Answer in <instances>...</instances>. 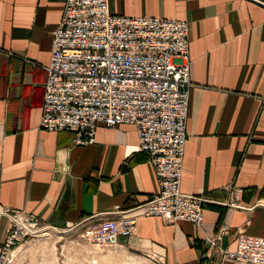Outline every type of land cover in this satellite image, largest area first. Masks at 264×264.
Instances as JSON below:
<instances>
[{
    "label": "crops",
    "instance_id": "crops-1",
    "mask_svg": "<svg viewBox=\"0 0 264 264\" xmlns=\"http://www.w3.org/2000/svg\"><path fill=\"white\" fill-rule=\"evenodd\" d=\"M63 4L0 0V207L34 215L44 236L68 234L53 252L36 250L42 231L21 237L11 264H83V248L93 249L91 264H116L119 255L127 264H254L220 249L232 248L238 231L264 235V0H108L113 14L187 23L191 85L179 188L203 197L199 224L139 214L157 183L132 125L96 124L85 145L68 131L39 128L43 66ZM119 214L138 216L116 245L81 236ZM7 222L0 212V246ZM222 224L208 254L203 239Z\"/></svg>",
    "mask_w": 264,
    "mask_h": 264
},
{
    "label": "built area",
    "instance_id": "built-area-1",
    "mask_svg": "<svg viewBox=\"0 0 264 264\" xmlns=\"http://www.w3.org/2000/svg\"><path fill=\"white\" fill-rule=\"evenodd\" d=\"M187 23L172 17L124 16L109 11L108 0H64L52 31L38 126L65 130L74 143L94 141L95 126L134 127L136 148L146 154L157 190L139 203L143 215L165 222L199 224L203 197L179 188L189 87ZM8 222L0 264H11V250L27 234L45 228L34 215L0 207ZM138 214H119L89 225L91 244L113 246L132 233ZM226 230L204 237L207 253ZM229 258L264 264V235L238 231Z\"/></svg>",
    "mask_w": 264,
    "mask_h": 264
},
{
    "label": "rangeland",
    "instance_id": "rangeland-1",
    "mask_svg": "<svg viewBox=\"0 0 264 264\" xmlns=\"http://www.w3.org/2000/svg\"><path fill=\"white\" fill-rule=\"evenodd\" d=\"M42 232H40V233H42ZM45 232H43L41 234L42 236H40L37 240V244H38V246L36 247L37 251H38V248H39V250L41 249L44 252H46L48 250L51 252L58 251L59 246L62 244L63 240L68 237V234L60 235V236L53 234L51 237H47V236H44V235H46ZM81 236H84V234H81ZM82 241H84V240H82ZM92 251H93V249L85 250L83 248V254H84L82 256L83 257L82 258L83 264H91L92 263V257L90 256V253H92ZM115 261H116V264H127V263H125V256L123 257V256L119 255L118 259ZM131 261H132V264H150L149 261H144L143 259H133Z\"/></svg>",
    "mask_w": 264,
    "mask_h": 264
},
{
    "label": "bare ground",
    "instance_id": "bare-ground-1",
    "mask_svg": "<svg viewBox=\"0 0 264 264\" xmlns=\"http://www.w3.org/2000/svg\"><path fill=\"white\" fill-rule=\"evenodd\" d=\"M233 261V260H232Z\"/></svg>",
    "mask_w": 264,
    "mask_h": 264
}]
</instances>
